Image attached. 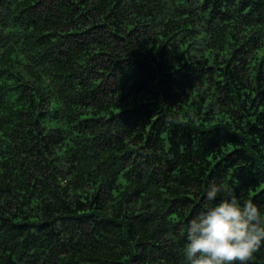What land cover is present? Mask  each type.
Instances as JSON below:
<instances>
[{"label": "trees", "instance_id": "1", "mask_svg": "<svg viewBox=\"0 0 264 264\" xmlns=\"http://www.w3.org/2000/svg\"><path fill=\"white\" fill-rule=\"evenodd\" d=\"M212 182L264 206V0H0V264H183Z\"/></svg>", "mask_w": 264, "mask_h": 264}, {"label": "clouds", "instance_id": "2", "mask_svg": "<svg viewBox=\"0 0 264 264\" xmlns=\"http://www.w3.org/2000/svg\"><path fill=\"white\" fill-rule=\"evenodd\" d=\"M205 191L202 210L184 226L183 264H249L264 246V206L252 198L221 197L226 189L215 182Z\"/></svg>", "mask_w": 264, "mask_h": 264}]
</instances>
